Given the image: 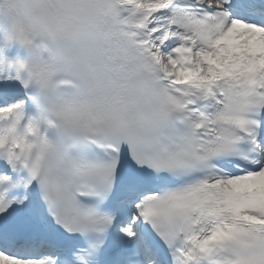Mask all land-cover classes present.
Wrapping results in <instances>:
<instances>
[{
  "label": "snow or ice",
  "instance_id": "obj_1",
  "mask_svg": "<svg viewBox=\"0 0 264 264\" xmlns=\"http://www.w3.org/2000/svg\"><path fill=\"white\" fill-rule=\"evenodd\" d=\"M0 264H264V0H0Z\"/></svg>",
  "mask_w": 264,
  "mask_h": 264
}]
</instances>
